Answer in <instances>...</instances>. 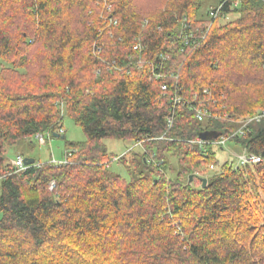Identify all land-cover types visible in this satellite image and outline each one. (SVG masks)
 <instances>
[{"label":"trees","instance_id":"trees-1","mask_svg":"<svg viewBox=\"0 0 264 264\" xmlns=\"http://www.w3.org/2000/svg\"><path fill=\"white\" fill-rule=\"evenodd\" d=\"M221 2L0 0V264H264V0ZM65 115L86 141L16 173L8 148ZM241 128L262 161L211 171L200 135Z\"/></svg>","mask_w":264,"mask_h":264},{"label":"rangeland","instance_id":"rangeland-1","mask_svg":"<svg viewBox=\"0 0 264 264\" xmlns=\"http://www.w3.org/2000/svg\"><path fill=\"white\" fill-rule=\"evenodd\" d=\"M215 3V1H206L203 6L202 15L206 14L207 7L210 4ZM236 16H228L223 22L227 23L232 21ZM224 24V23H223ZM4 67H7V63L4 61H0V73ZM64 131H65V139L62 138H54L52 135H45V139L47 144L42 145L39 143L37 138L26 140L24 142L19 143L17 146L8 148V161L11 166H13V161L18 156H23L24 158H32L35 159L38 163L44 164L49 163L51 160L55 159L57 162H61L65 160L66 155L68 154V149L66 147L67 142L81 143L86 141L85 134L80 126H77L76 123L65 115L64 118ZM109 154L116 156L118 158L126 155V159L131 161L134 152H139L140 148L136 147L134 143L116 139H106L103 142ZM133 150V151H132ZM132 151V152H131ZM216 159L217 163L223 165L225 162H232L237 166L238 159L237 155L242 153L240 148L235 145H228V148L223 150H216ZM141 153V151L139 152ZM115 160V159H114ZM110 170L116 174L120 175L126 179H129L128 169L125 165L120 164L116 161H112L110 163ZM172 168L174 169V173L178 171V165L176 161L172 162ZM217 172V171H213ZM0 195H1V181H0ZM2 219V214L0 213V220Z\"/></svg>","mask_w":264,"mask_h":264},{"label":"built area","instance_id":"built-area-1","mask_svg":"<svg viewBox=\"0 0 264 264\" xmlns=\"http://www.w3.org/2000/svg\"><path fill=\"white\" fill-rule=\"evenodd\" d=\"M228 2V0H222L221 3H219V5L216 7V9H213L210 11V15L212 16V18H216L218 13L220 12V10L222 9L223 5L226 4ZM241 6V2H233L230 4V10L234 11L236 10V8H239ZM210 16V17H211ZM115 23H117L115 21ZM191 37L193 38L194 36L191 35ZM142 49V45L138 44L135 46V50L140 51ZM166 89V88H164ZM196 114L197 117L200 121L204 120V118H206L207 115H209L208 112H205L202 109H198L196 110ZM264 116V114H260L257 115L255 117V119L260 120L262 117ZM253 119H249L248 123L251 122ZM245 127V126H244ZM65 133L64 129H61L59 134L63 135ZM236 135H243V128H241L240 130H238V132H236L235 134H233L231 137H221L218 140H214V141H203L202 139H199L197 142L200 145L201 149H204L207 145H212V146H221L223 148H228V145L230 143V140L232 137L236 136ZM47 136H51V133L48 132ZM37 140L39 141L40 144L42 145H46V139H45V135H38ZM237 159H238V164L239 166H246V165H253V164H257L260 163L262 161V158L259 156H256L254 154H250L248 153L246 150H243L242 153H240L239 155H237ZM53 164H64L67 163L66 160H63L61 162H57L55 159L50 161ZM31 166H26L25 161H24V157L23 156H18L14 161H13V169L15 170L16 173H23L25 171H27ZM211 171H219L220 170V164L217 163L216 165H213L210 167ZM55 187V182H52L50 185V188L53 189Z\"/></svg>","mask_w":264,"mask_h":264},{"label":"water","instance_id":"water-1","mask_svg":"<svg viewBox=\"0 0 264 264\" xmlns=\"http://www.w3.org/2000/svg\"><path fill=\"white\" fill-rule=\"evenodd\" d=\"M218 135L217 134H212V133H209V132H206V133H203L200 135V139L202 140H210V139H215ZM54 138H62L64 139V136H61L59 134H55L54 135ZM24 161H25V164L26 166H33V165H36V160L35 159H32V158H24ZM193 180V176L190 177V182H192ZM202 181V188H206V186L208 185V179L206 178H202L201 179Z\"/></svg>","mask_w":264,"mask_h":264},{"label":"bare ground","instance_id":"bare-ground-1","mask_svg":"<svg viewBox=\"0 0 264 264\" xmlns=\"http://www.w3.org/2000/svg\"><path fill=\"white\" fill-rule=\"evenodd\" d=\"M211 140V139H210ZM203 141H207V140H203ZM212 141V140H211Z\"/></svg>","mask_w":264,"mask_h":264}]
</instances>
